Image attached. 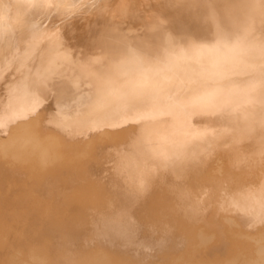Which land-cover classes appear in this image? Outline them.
I'll use <instances>...</instances> for the list:
<instances>
[{"label":"bare ground","instance_id":"obj_1","mask_svg":"<svg viewBox=\"0 0 264 264\" xmlns=\"http://www.w3.org/2000/svg\"><path fill=\"white\" fill-rule=\"evenodd\" d=\"M0 264H264V0H0Z\"/></svg>","mask_w":264,"mask_h":264},{"label":"rangeland","instance_id":"obj_2","mask_svg":"<svg viewBox=\"0 0 264 264\" xmlns=\"http://www.w3.org/2000/svg\"><path fill=\"white\" fill-rule=\"evenodd\" d=\"M105 164V163H104ZM107 165V164H106Z\"/></svg>","mask_w":264,"mask_h":264}]
</instances>
